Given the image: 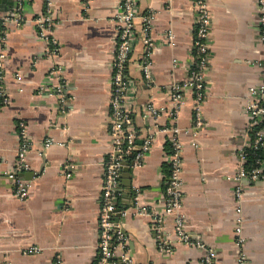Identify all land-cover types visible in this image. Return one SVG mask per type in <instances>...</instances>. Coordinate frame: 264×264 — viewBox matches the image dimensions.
<instances>
[{
    "label": "crops",
    "instance_id": "crops-1",
    "mask_svg": "<svg viewBox=\"0 0 264 264\" xmlns=\"http://www.w3.org/2000/svg\"><path fill=\"white\" fill-rule=\"evenodd\" d=\"M13 0H3V12ZM211 12L208 90L202 103L203 125L195 135L190 129L194 97L184 91L177 124L181 132L182 210L186 229L215 253V264H264V179L242 183L244 218L240 263L234 247L233 175L236 152L246 139L249 118L243 108L250 85L262 80L264 45L256 27V0H207ZM44 0H26L21 19L4 23L0 69L8 103L0 105V264H94L97 220L104 161L111 150L109 128L112 57L116 49L115 15L118 0H52V35L60 50L55 61L67 83V108L45 87L57 83L49 76L51 62L44 56V42L37 37L34 17L44 11ZM140 15L152 12L149 34L157 40L167 33L171 44L160 43L151 53L154 83L143 81L137 62L142 45L137 40L125 74L136 86L131 105L132 127L140 134L152 131L151 151L121 178L118 216L136 264H201L202 251L177 242L171 254L161 252L153 231L154 214L163 211L162 191L167 173L169 97L165 87L182 83L187 74L195 29L190 0H138ZM176 60V63H173ZM153 103L158 115L142 118V107ZM28 140L26 163L28 193L24 199L12 193L8 173L16 164L20 146L18 123ZM50 139L45 146V140ZM194 141V144H192ZM72 162L67 180L62 164ZM25 173V172H24ZM143 208L145 211H141ZM168 232L172 217L163 219ZM39 247L36 253H23Z\"/></svg>",
    "mask_w": 264,
    "mask_h": 264
},
{
    "label": "built area",
    "instance_id": "built-area-1",
    "mask_svg": "<svg viewBox=\"0 0 264 264\" xmlns=\"http://www.w3.org/2000/svg\"><path fill=\"white\" fill-rule=\"evenodd\" d=\"M26 0H13L11 11L0 10V40L4 39V23L8 19L20 20L22 7ZM44 11L34 17L37 37L44 44V56L51 62L49 76L56 79L57 83L48 85L45 91L54 94L58 98L62 110L67 108L69 98L67 83L62 74L61 64L55 61L60 50L58 40L52 35L53 19L51 17L52 0H44ZM88 0H82L86 5ZM119 10L115 15L116 49L112 57V75L110 80V116L109 128L111 150L104 161V171L101 181L100 208L97 220V241L95 244L94 264H136L128 250V239L118 216L125 213L118 210L117 203L122 195L121 169L124 162L129 167L139 165L144 156L151 151L153 140L152 131L137 143L140 132L132 127L131 105L136 96V86L133 80L125 74L129 63L134 44L137 40L142 45L141 57L137 62L139 71L143 76L146 85L151 86L154 81L151 73V53L160 43L171 44L172 35L167 33L162 39H154L149 30L152 12H146L139 17V25L135 24L138 17V0H118ZM195 14V29L190 61L185 64L187 77L184 82L172 81L165 90L169 97L168 114L171 126L168 127L167 138V173L162 191L163 211L161 214H154L153 231L157 248L166 254L173 252L174 245L179 242L193 246L202 251L201 264H215V253L213 248L198 238H192L186 229L185 215L182 210L183 191L181 179V152L182 142L179 134L180 127L175 124L179 108L182 104L184 91L191 89L194 97L192 124L188 131L192 135L198 132L203 125L201 106L206 98L208 90L207 72L210 65L211 46V12L207 0H190ZM258 15L256 27L259 41L264 45V0H256ZM5 59L4 51L0 50V69ZM176 63V60H173ZM262 80L250 85L247 91V98L244 105V112L249 118L246 129V139L239 145L236 152L237 168L233 175L235 180L234 188V247L236 258L240 263L245 259L242 249L244 243L243 227L244 218L242 215L241 196L242 183L244 181H258L264 179V63L262 64ZM8 103V99L0 84V105ZM159 113L157 107L147 102L142 107V118L146 121L149 117H156ZM20 146L17 150L16 164L8 176L13 181L12 193L20 199L27 196L29 183L23 177L28 170L26 154L28 152L27 132L23 122L18 123ZM50 139L45 140V146L49 145ZM192 144L196 145L194 141ZM74 171V164L66 162L62 164L61 173L65 179H69ZM141 211H145L141 208ZM118 213L117 218H115ZM172 217V229L168 232L164 226V217ZM39 247H29L23 253H36ZM60 257L57 256L53 264H59ZM5 264H10L6 262Z\"/></svg>",
    "mask_w": 264,
    "mask_h": 264
},
{
    "label": "water",
    "instance_id": "water-1",
    "mask_svg": "<svg viewBox=\"0 0 264 264\" xmlns=\"http://www.w3.org/2000/svg\"><path fill=\"white\" fill-rule=\"evenodd\" d=\"M2 2H3V0H0V10L1 11L3 10ZM9 4L12 5V1L9 2ZM137 143L140 144L141 141L137 140ZM130 170H131V167H129L128 162H124V165L121 169V178L122 177H129ZM27 174L31 175L32 173L31 172H25V173H23V177L27 178ZM116 210L118 212L119 209L117 208ZM117 216H118V213L116 214L115 218H117Z\"/></svg>",
    "mask_w": 264,
    "mask_h": 264
},
{
    "label": "trees",
    "instance_id": "trees-1",
    "mask_svg": "<svg viewBox=\"0 0 264 264\" xmlns=\"http://www.w3.org/2000/svg\"><path fill=\"white\" fill-rule=\"evenodd\" d=\"M168 168V167H167ZM168 170V169H167Z\"/></svg>",
    "mask_w": 264,
    "mask_h": 264
}]
</instances>
